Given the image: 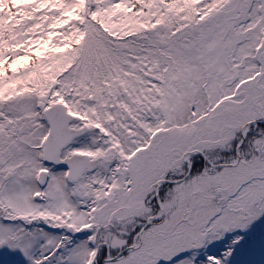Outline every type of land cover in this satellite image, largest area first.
<instances>
[{"label": "snow or ice", "instance_id": "6c2138e0", "mask_svg": "<svg viewBox=\"0 0 264 264\" xmlns=\"http://www.w3.org/2000/svg\"><path fill=\"white\" fill-rule=\"evenodd\" d=\"M0 264H264V0H0Z\"/></svg>", "mask_w": 264, "mask_h": 264}]
</instances>
